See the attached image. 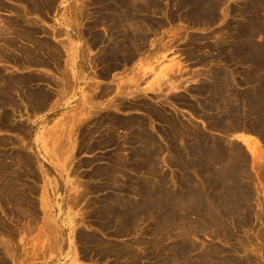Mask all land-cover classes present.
Returning a JSON list of instances; mask_svg holds the SVG:
<instances>
[{"label": "rangeland", "instance_id": "rangeland-1", "mask_svg": "<svg viewBox=\"0 0 264 264\" xmlns=\"http://www.w3.org/2000/svg\"><path fill=\"white\" fill-rule=\"evenodd\" d=\"M5 1L11 3V0ZM98 1L99 0L56 1L55 9H52V14L45 27L50 33H53L55 29V31L59 32L56 38H54L56 43L61 44L64 42L67 45L69 44V38L72 43L74 42L73 44L77 51L74 65L71 67L65 66V62L62 61L63 64L61 63L62 66L59 69L53 66L48 69L32 67L23 72L36 74L39 71L40 74H47V76L51 75L52 77L49 78L53 79L54 77L53 82L58 80L59 84L67 83L68 81V83L72 82L70 84L71 88H68L69 93L60 97H58L59 93L58 95H54V98L59 101L56 106L52 108L49 107L45 113L36 117L31 116L30 119H26L27 114H24L25 117L24 115H17V120H22V123L29 124L31 127L30 135H22L14 131L0 129V138L9 140L1 147V151L4 154L7 153V155L19 152L32 155L36 161L34 166L37 167L36 171L39 179H37L36 183H32V187L34 188H32L33 192H31V196L38 202L37 222L26 228L28 230L25 229L17 235L16 233L10 235L1 232L2 225L0 224V258L6 260L8 264H114L112 263V258L97 259L93 257L91 259H83L80 254L83 255L84 249L81 245L82 242L78 239V233L82 230L91 231L97 229L95 232L99 231L104 234V230L100 229L98 224L93 221L90 222L95 212L94 202L97 198L100 199L105 195H114L115 191H117L115 188L112 190L113 187L111 186H109V188L105 186L107 185L104 183L106 179H102L101 181L98 178H93V181V179L89 177L91 170L96 164L97 166L107 165L108 159L106 158L108 155L110 156L115 152V145H108L103 149L97 148L94 151L82 150L83 152H81L80 150L77 152L76 149L81 145L82 141V137H80L82 132H80V123H78L79 120L85 117L88 112L91 114L93 113L94 116H102V113L105 111L104 113L114 114V116L123 119L135 117L136 119L146 120L147 135L149 133L148 136H151L150 139L155 142L157 141V146L156 144L151 146L153 147L152 149L156 150V152H154V157H151L155 163L156 172L151 177L146 178V180H149L151 187L157 190H163L164 193L167 192L164 198H162V201H164L162 207L154 206L152 209L153 211H150L152 214L146 215L143 219L144 221L142 220V222L139 223L140 226H137L133 231L122 232L117 235L111 224L109 231H106L108 235H103L105 240H111V242L119 243L126 247V254L120 261L123 262L124 259H126L124 264L129 263V260L132 262L138 261V264H159L162 262L163 258L169 255L168 252L170 248L172 249L175 244H178L180 240L178 235L180 234L179 230L181 227L188 224L187 226L189 228H195L201 219L200 217H204L206 213L207 216L205 215L206 217L204 218L209 220L208 222L211 224L210 228L224 225L226 228H229H227L226 232L229 231V233H231L228 234L229 236H224L222 231L217 232L214 229L215 232L203 231L189 234L188 241L196 246V249L191 252L193 253V260L197 259L196 257H198V254L205 253L208 250L211 251L212 246L214 250L217 248V252L216 250L211 251L213 252L212 255L215 260L211 264H227L229 260L230 262H228V264H231V261H242L243 264H264V137L260 134L263 132L264 127V118L260 120V117H264V93L261 92V87L264 85L261 84V82L264 81V78L261 82L256 80L257 78L251 79L250 64L244 59L239 61L237 56H235L239 46L243 49L252 46V50L256 52L258 60H264V26H262L264 23V0H216L214 5L211 4L210 6L212 8L217 7L216 11H214V13L218 11L216 15V18L218 17L217 21H215V18V20L211 19L212 21L204 23H200L197 21L196 17L191 16V4L194 0H133V2L140 1L142 5H144V3H151L149 4V8H144L143 13L137 16L142 20V27H145V31L143 28V32L146 37L145 42L147 46L144 48L146 50L148 47L146 54H149L148 56L142 57L144 62L142 59L133 61L129 65L122 67V69L110 71L108 73L109 75L105 78L100 75L103 66L99 64V61L95 63V59L102 54L101 52L103 51L104 44L105 46L108 42L111 44V41L115 38V29L118 27L114 26V28L112 22L113 18L119 15L114 14V17L112 15L113 11L105 8ZM111 1L110 6L114 5L113 1ZM128 2L132 4V0H128ZM153 2H156L157 4H155L157 6H155ZM155 7L156 9H152ZM248 7L253 9L252 12L254 13L258 8V24L257 26L255 23V25L253 24L254 28L258 27V30L251 35L249 41H245L246 44L244 46L241 45L242 41L240 44L237 43L240 42L238 39L241 38L238 30L243 27L240 25L245 24V26H248L249 24V19L244 14L248 11ZM180 9L182 11H180ZM80 14H82V16ZM79 16H81V18ZM103 16L106 17V19H101ZM0 17L7 19L12 17V13L3 11L0 12ZM65 19L68 21H65ZM75 19H79L76 20L77 23H74ZM95 20L101 23L95 26ZM109 20H111V22ZM189 20L191 22H189ZM150 21H153V23L151 24ZM194 22L198 23V25ZM81 30L85 32L82 33L83 36L78 32ZM96 34L100 36L101 40H97L99 42L93 45V36H96ZM52 36L50 34V37ZM107 37H111L112 40ZM158 40L161 42L159 43ZM235 40H237V42H235ZM114 41H112V43ZM162 42L164 47H162ZM166 44L167 46H165ZM221 50H223L222 52L224 53L222 54L224 56H228V60L231 58V62L223 63L225 61H220L217 58ZM260 53L262 54L261 56ZM63 54H65V51ZM207 55H212L215 59L212 60L213 58L207 57ZM83 57L84 59H81ZM147 57L150 59L148 60ZM64 59H66L65 55L62 56V60ZM64 67H67V70L64 69ZM8 68L13 72L15 71V73H22L21 69L14 68L9 63L0 62L1 70H9ZM61 68L65 71L69 69L68 74H64L65 71L62 73L63 70H60ZM220 68L225 70H222L225 74L227 73V78L229 79L227 85L229 86V90L227 91V95H224L226 98L225 101L218 103L217 107V104L213 103V94L211 97L209 95L205 100L204 96L206 98L207 95H202L201 90L207 86L210 88L215 86L217 82L215 80L218 79L214 77L213 71ZM74 71L75 74L73 73ZM118 84L126 86L125 89L127 92L125 94L117 93L119 90H122L118 88ZM58 88L52 86L49 89L55 92ZM155 88L157 89L154 90ZM102 90H108L110 93L97 97V94L102 92ZM256 91L260 94V99L258 100L250 98ZM91 97L98 106L94 105L91 108L89 107L88 101ZM236 100L239 103H237ZM54 101H52V103H54ZM122 103H145L149 104V106L152 105L160 110L159 118L150 116L145 109H138L135 107L122 109L115 106V104L120 105ZM203 106L207 107L206 110ZM98 111L102 112L99 113ZM202 113H206V115L204 116ZM209 116H211V118ZM230 116L232 118L228 119ZM161 118H163L162 121L159 120ZM170 119L176 124L178 123L177 127L176 125H172L171 121H168ZM24 120H27L26 123L23 122ZM236 120L238 124L240 123L239 126L236 125ZM256 120L258 123L262 121L259 123L262 128H257ZM216 122L221 123V126H218ZM178 127L181 128L179 129ZM233 127L234 129H232ZM175 128L178 129L174 132L173 130ZM166 130H168V132ZM134 131L135 130L130 128L118 129L115 132L119 138L118 140L123 139L121 136L124 134V137L129 141L130 145H127L128 147L126 146L127 148L124 150L127 154L143 149L141 145L142 141L136 139L133 135ZM194 131L206 134L210 139L209 143L220 145L223 142L221 145H223L225 151L223 162L220 161L216 163L215 167L219 168L221 171V173L217 175L218 177L220 175L221 179L224 181V185L226 186L225 189L227 190L229 187V192L222 196V200L215 197L213 200L216 204H214L211 209L208 208L203 211L197 208V200H193L194 198L192 199L188 197V195L187 197L189 200L184 201L185 203L187 201L186 204L188 205L183 206L182 204V206L180 205L178 207L176 201L183 200L181 198L182 196L179 195L178 197L173 194L174 191L177 192L183 181H187L186 179L189 180L187 181V185H189L187 188L189 187L190 189L191 187H197L200 183V179L202 180L204 177L202 174H199L200 177L196 174L200 172L198 168L201 166V163L197 162V159L194 160L191 154L189 155L190 157L187 156V150H184L189 147L192 149V146L200 144L197 139L195 140V138L192 137V134L195 135L196 133ZM55 132H57V134H55ZM176 132H178V134ZM174 133L177 136H172ZM169 135L172 137L168 138ZM70 137L72 142L76 141L73 157L69 154V150L67 153L64 151L59 154L56 148L61 146L64 150L68 149ZM16 138H20V140ZM37 139L38 141H36ZM170 139L173 140L174 144ZM137 142H139L140 145ZM149 146L148 149H151ZM3 148L7 152L4 151ZM52 149L59 154L57 155L55 152L56 158H51L53 155ZM173 149H179L183 152H175ZM106 151H108L107 154ZM103 154H105V156ZM9 160L8 158L7 161ZM87 161H89V163H87ZM215 167L213 170H216ZM209 173L210 172H207V175L205 173V179L208 177L214 179L213 176L216 177L214 174L211 176L212 173L209 175ZM134 174V171L129 173L132 178H138L136 177L137 174ZM157 179L160 182L156 181ZM88 180L94 182L96 186H104V188L100 190L99 193H88V191H86L85 193L87 195L85 194L83 196L81 194L85 190ZM234 181L243 182L246 188L245 190L248 191L249 195L246 196L244 193L242 194L240 192L241 194H238L239 192H235L233 190ZM162 182L163 187L160 185ZM26 183L28 185L31 184L29 182ZM177 183L179 185H176ZM185 183L186 182L183 184ZM192 188L191 190L193 191L194 188ZM130 190L132 191H129L130 193L128 192V196L132 194L133 198L137 197L133 193V187H130ZM212 191L214 194L221 193V190L218 188L216 189V187L213 188L211 192ZM41 198L48 199V203L45 205L46 212L45 209L42 208L43 206L41 207L39 205ZM233 198H239L240 200H234ZM223 203H226V206H224ZM221 207L223 209H219ZM3 208H5V206L0 201L1 220L4 223H8V227L12 224L16 225L15 220L17 217L12 214L10 209L11 206H7V211H5L6 209L3 210ZM217 210H221L224 215L220 216V224H217V222L213 224L211 221L214 217L211 219L210 212H216ZM165 212H168L169 216L174 215L172 217L173 219L170 218V220L167 219V221L170 224L174 223L173 225L176 226V230L173 232V235H167L164 239L162 234L156 233L154 228H156L157 222L164 220L160 215ZM45 214L47 215L45 216ZM158 217H160V220ZM222 218H225L223 222H221ZM44 221H50L51 225L60 226V234L57 237L56 246H53V243L51 244V232L49 231V227L43 224ZM168 222H166L167 224L165 223L167 226H169ZM24 225L25 220L18 224V228L20 229ZM138 227L140 228L138 229ZM108 232L111 233V235ZM34 237H36V239ZM28 239H30V241ZM136 239L140 241L135 242ZM160 239H164V246H166L165 250H162L159 247L160 244L156 242ZM70 241H72V243ZM40 242L45 245H42ZM46 244L48 245L46 246ZM8 245L9 250L5 249ZM127 252L130 254L128 255ZM74 253L80 257L78 262H73L72 260V255ZM236 258L239 260H236Z\"/></svg>", "mask_w": 264, "mask_h": 264}, {"label": "bare ground", "instance_id": "bare-ground-1", "mask_svg": "<svg viewBox=\"0 0 264 264\" xmlns=\"http://www.w3.org/2000/svg\"><path fill=\"white\" fill-rule=\"evenodd\" d=\"M56 1L57 0H11V3H8L5 0H0V12L7 11V12L12 13V17H9L7 19H3V17H0V62L9 63V64H11L12 67L22 70V73L18 74L17 72L15 73V71L13 72L12 70H10V68H8L9 70H4V69L1 70L0 69V129H4L7 131H9V130L14 131V132H17L18 134H22V135L23 134L24 135H26V134L30 135L31 127L29 126V124L22 123V120L21 121L17 120L16 119L17 115L23 116L24 114H27L26 119H30L31 116L36 117L42 113H45V111L49 107L52 108L53 106H56L57 102H59V101L54 98V95H56V94L58 95V93H59L58 97H60V96H63V95H66L67 93H69L68 88H71L70 84L72 82L68 83L69 82L68 81L67 83H60L59 84L58 80L57 81L55 80V82H53L54 77H53V79L49 78V77H52L51 75L47 76V74L46 75H44L42 73L40 74L39 71H38L39 74L38 73L34 74L31 72H23V71H25L29 68H32V67L33 68L48 69V68L53 66V67H56L59 69L63 64L62 61L65 62V66L67 65V66L71 67L74 65V59H75V56H77V51L75 50V46L73 44L74 42L72 43L71 39L69 38V44H67V45L64 42L61 44L56 43L54 41V38H56L57 33H59V32L55 31L56 30L55 29V30H53V33H50L48 31V29L45 27V25L48 24V19L50 18L51 14H52V12H51L52 9H55ZM110 1L111 0H99L98 1L105 8L112 10L113 16H114V14L119 15L118 17L114 16L115 18H113V22H112L113 27L114 26L118 27L115 29V31H116L115 38L112 40V38H111L112 36L107 37L109 39L111 38L112 41H114V40L115 41L113 43L111 41V44L108 42V44L106 46L104 44L103 51L101 52L102 54L100 56H98V58L95 59V63H97V61H99L100 62L99 64H101L103 66L102 72H100V75L104 78L107 77V75H109L108 73L110 71L122 69V67L129 65L133 61H136V60L139 61V59H142V57L148 56V54H149V53L146 54V50H148V47L146 50L144 48L145 46H147L146 42H145L146 37H145V34L143 32V28L145 31V27H142V25H141L142 20L140 18H138L137 16H139L141 13H143L144 8L145 9L149 8L150 7L149 4H151V3H149V1H148L149 4L144 3V5H142V3H140V1L135 2L136 0L134 2L132 0V4L129 3L128 0H112L114 5L110 6ZM215 1L216 0H194L193 3L191 2L192 3L191 4L192 10L190 12V13H192L191 16L196 17L197 21H199L200 23L212 21L211 19L215 20L216 15L218 14V11H217V13H214V11H216L217 7L212 8L210 6L211 4L214 5ZM145 2H147V1H145ZM186 3H185V5H186ZM156 4H155V6H157ZM152 9H156V7L152 8ZM102 10H103V8H102ZM102 10H100V11H102ZM180 11H182V10L180 9ZM252 11H253V9L248 7V11H246L244 13L249 19V24L246 23V24H248V26H245V24L240 25V26H243L241 29L238 30L239 35L241 37L240 39H238V40H240V42H237V40H235V42H237L239 44L242 41L241 45H244V46L246 44L245 41H249L251 35L258 30V27L254 28V26H253L254 23L256 24V26L258 24L257 23V21H258L257 19H259V16L257 15L258 14V8H257L255 13ZM80 15L82 16V14H80ZM81 16H79V17L81 18ZM104 16H106V15H104ZM104 16L101 19H106V17H104ZM186 16H187V14H186ZM108 17H110V16H108ZM217 18L215 21H217ZM76 20H79V19H75L74 23H77ZM65 21H68V20L65 19ZM109 21L111 22V20H109ZM102 22H103V20H102ZM189 22H191V21L189 20ZM69 23H71V22H69ZM98 23L99 22L98 21L96 22V20H95L94 25L98 26ZM150 23L152 24L153 21H150ZM194 23H196V22H194ZM196 24L198 25V23H196ZM206 24H208V23H206ZM85 26H86V24H85ZM262 26H264V23ZM148 27H149V25H148ZM52 28H54V27H52ZM78 32L82 36H83L82 33H85V32H83V30L78 31ZM86 32H87V30H86ZM50 34H51V36L52 35L53 36L50 37ZM235 38H237V37H235ZM97 40H101V38H100V36H98V34H96V36H93L92 44L95 45L96 42H99ZM105 42H106V40H105ZM160 42L161 41H159V43ZM162 44H163V42H162ZM234 44H236V43H234ZM165 46H167V44ZM162 47H164V44ZM220 47H222V46H220ZM62 49L65 51V54H63L64 51ZM237 50L238 51L236 53L234 52L236 54V55L235 54L234 55L237 56V59L239 61L244 59L246 62H248L250 64V68H251L250 78L251 79L257 78L256 80L261 82L262 79L264 78V60H262V61L258 60L256 52L252 50V46L250 48H247V49L246 48L243 49L242 47L239 46V49H237ZM222 51L223 50H221L220 53L218 52L219 55H217L218 56L217 58L220 61H222V60L225 61L223 63L231 62L230 61L231 58H230V60H228V56L227 57L224 56L222 54L224 52H222ZM63 55L66 56V59H64V60H62ZM261 55L262 54L260 53V56ZM207 57H212L213 58V59L211 58L212 60L215 59L214 56H212V55H209V56L207 55ZM81 59H84V57ZM149 59L150 58H148V60ZM142 61L144 62V59H142ZM198 62H199V60H198ZM236 62H238V61H236ZM5 65H8V64H5ZM62 68L60 70H63ZM6 69H7V67H6ZM52 69H55V68H52ZM64 69L67 70V67L66 68L64 67ZM222 70H224V69L220 68L218 70L213 71L214 75H215L214 77L219 80V81L215 80L218 82V84L216 82L214 87L210 88L207 86L204 89L202 88V90H201L202 95H207L206 98L204 96L205 100L209 97V95L211 97L213 94V96H214L213 97V103H216L217 107H218V103L225 101L226 98L224 95L225 94L227 95V91L229 90V86L227 85L228 80H229L227 78V73L225 74ZM64 71L65 70H63L62 73H64ZM68 72H69V69H68V71H65L64 74H66V73L68 74ZM73 73L75 74V71ZM119 73H121V72H119ZM135 76H138V75H135ZM228 76H230V75H228ZM137 80H138V78H137ZM261 84H264V81L261 82ZM52 86H56L57 88L59 86V88L57 90H55V92H54V91H51V89H49ZM125 87H126L125 85L121 86L118 84V88L122 89V90L121 91L119 90L117 93L118 94H125L127 92ZM261 88H262L261 92L264 93V85ZM148 89H152V88H148ZM156 89L157 88H155L154 90H156ZM108 90H102V92L97 94V97H101L102 95L104 96V95L110 93V91H108ZM257 91L254 94H252V96L250 98H253L255 100L260 99V94ZM54 99H55V101H54ZM52 101H54V103H52ZM94 101H93L92 97L88 101L90 108L93 107L94 105L98 106L97 103H94ZM237 103H239V102L237 101ZM207 104H208V102H207ZM111 105H113V104H111ZM225 105H226V103H225ZM115 106L116 107L118 106V108H122V109H128V108H134V107L138 108V109H145L147 111V113L150 114V116L156 117V118H159V115H160V110H158L156 107H154L152 105L149 106V104H145V103H139V104H125V103L123 104L122 103L120 105L115 104ZM206 106H203V108L205 110L207 108ZM109 108H110V106H109ZM118 108H115V109H118ZM192 108H194V107H192ZM220 110H221V108H220ZM101 112L102 111H100L99 113H101ZM103 113H102V116H97V115L94 116L93 113L91 114L90 112H88L85 117H83L79 120L78 123H80L79 128L81 129L80 132H82V134L80 133L81 134L80 137H82V139H81L82 141H81V145L78 146L76 149H77V152H79L80 150H81V152H83L82 150L94 151L97 148L103 149V148H106V146H108V145H110V146L115 145V148H114L115 152L113 154H111L110 156L108 155L106 158V159H108V162L106 163L107 165L97 166V164H96L97 167L96 166L94 168L92 167L93 172L91 170L89 177L91 179L98 178L101 181H102V179L103 180L106 179L104 183L107 185H105V186H108V188H109V186H111V187H113L112 190H114V188H115L117 191H115L114 195H105L102 198H100V199L97 198L95 200V202H94L95 207L93 206L95 209V212L92 215L93 219H91V220L89 219V220H90V222L93 221L96 224H98L100 226V229L104 230V234H107L106 231L107 230L109 231V227L112 224L114 227V231L118 235L119 233H122V232L133 231L137 226H140L139 223L142 222V220L145 218V216L152 214L150 211L154 208V206L162 207V203H164V201H162V198H164V196L167 194V192L164 193L163 190H160V189L157 190L156 188L151 187L149 180H146V178L151 177L156 172L155 163L153 161V158H151V157H154V154H155L154 152H156V150L152 149L153 147H151V146H153L155 144L157 146V143H156L157 141L155 142L154 140H151L150 139L151 136L150 137L148 136L149 133H148V135L146 133V128H147L146 127L147 124L145 123L146 120L136 119L135 117L134 118L129 117V119H123V118H119V117L114 116V114L113 115L108 114L107 112L104 114ZM99 115H101V114H99ZM203 115L205 116L206 113H204ZM120 116H121V114H120ZM24 117H25V115H24ZM209 117L211 118V116H209ZM236 117H238V116H236ZM231 118H232L231 116L228 117V119H231ZM162 119L163 118H161L159 120L162 121ZM173 120H175V119H173ZM26 121L24 120L23 122L26 123ZM168 121L169 122L171 121L172 125H176V127H177L178 123L176 124L175 122L172 121V119H170ZM231 122H233V121H231ZM260 122H262V121H259V123ZM259 123L256 120L257 128L260 127ZM30 124H32V123H30ZM76 124H77V122H76ZM239 124H238V121L236 120V125L239 126ZM217 125L221 126V123H217ZM130 128L135 130L133 135L136 137V139L142 141L141 145H142L143 149H141L140 151H137V152H134V151L130 152L129 151L130 154H127V153H125L124 150H126V148L128 147L127 145H130L129 141L127 140V138L124 137V134H123V136H121L123 139L118 140L119 138L115 132L118 129H130ZM178 128H175L173 131L174 132H175V130L177 131ZM260 128H262V127H260ZM232 129H234V127ZM195 130H197V129H195ZM166 131L168 132V130H166ZM173 131H171V132H173ZM199 131H201V130H199ZM117 132H119V131H117ZM169 132H170V130H169ZM186 132H187V129H186ZM194 132H196V133H195V135L192 134V137L195 138V140L197 139L200 144L198 143L199 145L192 146V149H191V147H189V148L184 149V150H187L186 151L187 156H189L191 154L192 157L194 158V160L197 159V162L201 163V166H199V168H198L200 172L199 173L197 172L196 174H198V175L202 174L204 177L202 178V180L200 179V183H199L200 186L197 185V187H195V188L193 187L194 188L193 191L191 190L192 187L190 189H189V187L187 188V186H189V185H187V181H189V180L186 179L187 181H183L180 184V188L177 190V192L174 191L173 194H175V196L177 195L178 197H179V195L182 196L181 198L183 200H180V201L177 200L176 201V204H178V207L180 205L182 206V204H183V206L184 205L187 206L188 205V204H186L187 201H186V203L184 201L189 200L188 197H191L192 199L194 198L193 200H197V202H198L197 203L198 205L196 204L197 208H200V211H203V210H207L208 208L211 209V207L214 204H216L215 201L213 200L215 197L222 200V196H224L225 194H227L229 192V189H228L229 187L226 190L225 189L226 186L224 185V181L221 179L220 175H219L220 178L217 175V174H220L221 171L219 170V168L215 167L216 163H218L220 161L223 162V157L225 156V151L223 149L224 148L223 145H221L223 143L222 141H221L222 143L220 145H215L214 143H209L210 139L206 134L199 133L197 131H194ZM259 132H261V131H259ZM176 133L178 134V132H176ZM55 134H57V132H55ZM260 134H262L264 137V127H263V132H261ZM128 135H129V133H128ZM165 135H166V132H165ZM73 136H72V138H73ZM172 136H177V135H175V133H174V135H172ZM169 137H170V135L168 136V138ZM16 139L20 140V138H16ZM71 140L72 139L70 137V140H69L70 145H69L68 149L64 150L61 146H59L56 148L57 152L59 154H61L64 151L67 153L69 150V154H71L73 157V152H74L75 147H76V141L72 142ZM7 141H9V140H5L4 138L3 139L0 138V201L5 206V208H3V210L6 209L5 211H7V206L10 205L11 206L10 209H11L12 214L14 216H16L17 218L15 220L16 225L12 224L8 227V223H4L1 220V218H0V224L2 225L1 232H4L6 234H10V235H12V234L14 235L16 233V235H17L18 233L20 234L21 232H23L30 225L32 226L37 222L38 202L36 201L35 198H33L31 196V192H33L32 188H34V187H32V183L33 184L36 183V181L38 179V173L36 171L37 167L34 166L36 161H35L34 157L32 155H30L29 153L26 154V153H20L19 152L16 154L7 155V153L4 154L1 151L2 150L1 147ZM36 141H38V139ZM171 142H173V140H171ZM137 143H139V142H137ZM173 144H174V142H173ZM65 145H66V143H65ZM135 145H137V144H135ZM139 145H140V143H139ZM148 146L151 147V149H148ZM154 148H155V146H154ZM3 150H4V148H3ZM4 151H6V150H4ZM173 151H175V152L179 151L180 152L181 150H179V149L174 150L173 149ZM52 152H53V155L51 157V154H50V157L56 158V156H55L56 151L54 152V149H52ZM57 152H56V154H57ZM107 152L108 151H106V154H107ZM181 152H183V151H181ZM59 154H57V155H59ZM103 155L105 156V154H103ZM8 158L10 159L9 161H7ZM101 160H102V157H101ZM87 163H89V161H87ZM40 166H41V164H40ZM214 167L216 170H213ZM186 168H187V165H186ZM131 171H134L135 174H137L136 177H138V178H132V176L129 175V173ZM207 172L212 173L211 176H213V174H214L216 177L213 176V178L216 180L209 178V177L205 179V173L207 175ZM88 173H89V171H88ZM210 173H209V175H210ZM183 175H185V174H183ZM202 175H201V177H202ZM198 177H200V175ZM222 178H223V176H222ZM93 181H94V179H93ZM156 181L160 182L158 179ZM26 182H29L31 184L28 185ZM184 182H186V183L183 184ZM234 182H235L233 184L234 187L233 186L232 187H233V190L235 192H239L238 194L244 193V195H246V196L249 195L248 191L245 190L246 188L243 185V182L242 183H240L238 181H234ZM87 185L85 187V190L81 194L83 196L86 194L85 193L86 191H88V193L89 192L90 193L91 192H98L99 193V191L104 188V186H100V187L96 186V184H94V182H92L91 180L87 181ZM160 185H161V187H163V182L160 183ZM176 185H179V184L177 183ZM185 186H186V189H185ZM214 186L216 187V189L217 188L220 189L221 193L214 194L213 191L211 192V190L213 188H215ZM111 187H110V189H111ZM130 187H133V193L137 197L133 198L132 194H131V196L130 195L128 196V192L132 191V190H130ZM187 195H188V197H187ZM44 197H46V196H44ZM233 199L235 200L236 198H233ZM236 200H240V199L238 198ZM40 201L41 202L39 203V205L41 207L43 206L42 208L45 209V205H47L48 199L47 198H41ZM180 202H182V203H180ZM194 203H195V201H194ZM225 204H224V206H226ZM230 205H231V203H230ZM219 209H223V208L221 207ZM233 211H235V210H233ZM45 212H46V209H45ZM210 214H211L210 215L211 219H212V217H214V219H213L214 222H213V220L211 222L213 224H215L216 222H217V224H220L219 223L220 222L219 219H221L220 216L224 215V213L222 214L221 210L220 211L217 210L216 212H214V211L210 212ZM46 215L47 214H45V216ZM205 215H206V213H205ZM205 215H204V217L207 216V215L206 216ZM173 216H169L168 212L162 213L160 215V217L163 218L164 220H161V222H157L158 227L156 226V228H154L156 233L162 234V237H164V239H165V237H167V235L168 236L170 234L173 235V232L176 230V226L173 225L174 223L170 224L167 221V219L170 220V218H172ZM160 217H158L159 220H160ZM204 217H200L201 218L200 221L197 223V226H195V228H193V229L189 228L187 226L188 224L181 227V229L179 230L180 234L178 235L180 237V238L178 237L180 239L178 241V244H175L172 249L170 248V250L168 252L169 255L167 257L163 258L162 262H160L159 264H211L213 261H215L213 255H212L213 252H211L212 250H214L213 249L214 247H212V246H211V248H212L211 251L208 250L205 253H200V254H198V257H196L197 259L193 260V253H191V252L196 249V246L188 241L189 234H191L192 232H203V231L211 232V231H214V229H215V231H217V232L222 231L224 236H229L228 234H230L231 232L230 233H229V231L226 232L228 227L226 228L224 225H220V226H216L214 228L213 227L210 228L211 224L208 222L209 220H207V218L205 219ZM165 219H166V221H165ZM224 219L225 218H222L221 222H223ZM23 220H25V225L19 229L18 224H20ZM166 222H168L169 226L166 225L167 224ZM43 224H45L49 227V231L51 232V236H52L51 244L53 243V246H56L57 245V237L60 234V230H59L60 226L59 225H51L50 221H44ZM242 224H243V222H242ZM139 228L140 227H138V229ZM26 230H28V229H26ZM29 230H31V229H29ZM95 230H97V229H95ZM95 230H91V231L82 230V231H79V233L77 231L78 239L82 242L81 245L84 249L83 255L80 254V256L83 259H91L93 257H95L97 259L112 258V263L124 264L126 262V259H124L123 262L120 261V259L126 254V247L122 246L119 243L111 242V240H109V241L105 240L104 239L105 237H103L104 234L99 232V231L95 232ZM31 233H32V231H31ZM27 234H28V232H27ZM109 234L111 235V233H109ZM197 234H199V233H197ZM100 235H102V236H100ZM221 236H223V235H221ZM36 237H34V238L36 239ZM164 239H160V240L156 241L160 244L159 247L162 250L166 249V246H164ZM168 239H169V237H168ZM28 240L30 241V239H28ZM44 240H45V238H44ZM46 240H47V238H46ZM139 241H140L139 239L135 240V242H139ZM70 242L72 243V241H70ZM47 245L48 244H46V246ZM46 246H45V249H46ZM5 249L9 250V245L6 246ZM216 249L217 248H215V250ZM216 252H217V250H216ZM127 253H128V255L130 254L129 252H127ZM79 259H80V257H78V255L76 253H74L72 255L73 262H78ZM227 259H229V258H227ZM236 260H239V259L236 258ZM129 261L131 263L129 262L126 264H138V261L137 262H132L131 260H129ZM228 262H230V260ZM228 262H227V264H228ZM0 264H8V262L6 260L0 258ZM231 264H243V263H242V261L241 262L231 261Z\"/></svg>", "mask_w": 264, "mask_h": 264}, {"label": "water", "instance_id": "water-1", "mask_svg": "<svg viewBox=\"0 0 264 264\" xmlns=\"http://www.w3.org/2000/svg\"><path fill=\"white\" fill-rule=\"evenodd\" d=\"M264 117H260V120H262Z\"/></svg>", "mask_w": 264, "mask_h": 264}]
</instances>
